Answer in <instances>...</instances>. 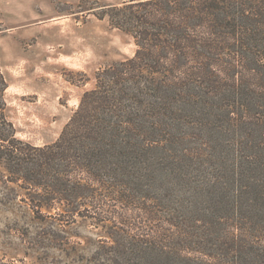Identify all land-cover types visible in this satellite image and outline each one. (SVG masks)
Segmentation results:
<instances>
[{
    "label": "trees",
    "instance_id": "obj_1",
    "mask_svg": "<svg viewBox=\"0 0 264 264\" xmlns=\"http://www.w3.org/2000/svg\"><path fill=\"white\" fill-rule=\"evenodd\" d=\"M103 10L136 53L97 72L52 144L16 137L0 57L9 180L34 191L38 210L64 205L67 223L102 221L86 206L102 190L118 196L109 205L122 218L139 210L162 221L122 219L95 264H264V0H126Z\"/></svg>",
    "mask_w": 264,
    "mask_h": 264
},
{
    "label": "rangeland",
    "instance_id": "obj_2",
    "mask_svg": "<svg viewBox=\"0 0 264 264\" xmlns=\"http://www.w3.org/2000/svg\"><path fill=\"white\" fill-rule=\"evenodd\" d=\"M124 1L0 0L4 98L16 137L39 147L54 143L84 93L96 87L97 72L135 55L134 37L104 16V7ZM33 193L26 183L10 181L0 162V264H95L94 253L114 242L122 219L139 217L155 228L162 222L139 210L122 218V206L109 205L119 203L118 196L102 190L86 205L102 221L77 215L67 223L60 216L64 205L38 210Z\"/></svg>",
    "mask_w": 264,
    "mask_h": 264
}]
</instances>
